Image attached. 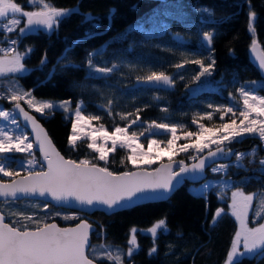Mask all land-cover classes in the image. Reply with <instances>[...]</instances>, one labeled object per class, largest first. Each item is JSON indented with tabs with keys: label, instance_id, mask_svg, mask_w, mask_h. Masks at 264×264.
<instances>
[{
	"label": "trees",
	"instance_id": "obj_1",
	"mask_svg": "<svg viewBox=\"0 0 264 264\" xmlns=\"http://www.w3.org/2000/svg\"><path fill=\"white\" fill-rule=\"evenodd\" d=\"M15 1L21 3L24 0ZM48 2L58 8L79 7L81 12H91L99 17V27L92 28L91 24H82V17L73 15L61 23L56 32L49 34L39 30L21 37L17 45L18 50L24 52L26 48L32 47L34 51L30 58L23 61L29 71L22 77L17 76L18 84L26 90H31L36 97L68 99L72 107L82 100L85 105L84 115L100 116L99 121L93 120L92 123L99 127L103 125V129L108 132H112L117 126L125 127L138 114L140 121L129 128V134L133 131L141 134L152 121L185 125L184 129H177V133L182 137L177 142L191 143L195 137L185 140L183 135L185 131L198 130L197 125L192 123L193 119L206 127L219 128L223 109L214 113L212 120L201 119V116L210 113L216 106L237 104L241 108L243 104L237 89L247 81L261 78L249 58L248 51L252 39L255 38L264 52V0H250L252 10L258 15L255 34L248 31V0ZM201 9H210V14L201 12ZM138 23L143 24V32H129L126 39L113 42L114 37L125 33ZM87 31L98 35L82 40ZM205 32L213 33L211 45H207L202 39ZM76 40L82 42L68 54V60L62 63L71 61L82 66L61 71L57 61L64 54V49ZM96 49H106L104 54L97 58L98 63L107 64L109 67L119 64L121 67L106 79L89 80L86 79V56L88 52ZM45 53L47 65L43 71L35 70ZM192 59H202L207 63L215 60L213 75L203 78V83L193 82L192 77L198 70V65L186 63L184 68L179 70L174 67ZM54 67L56 74L49 80L47 74ZM152 71H163L171 76L174 86L138 82V77H145ZM181 76L184 79H181ZM193 90H197L195 94ZM259 90L264 94V88ZM229 94L234 96L235 100L231 99ZM3 101L5 107H10L11 102ZM20 103L37 115L63 156L77 161L87 158L93 163L107 166L113 172L133 168L127 161L126 152L120 148L109 155L107 164L95 159L96 154L87 148V140L78 141L76 147L71 148L68 143L72 125L71 114L65 117L63 111L56 110L54 113L38 116L24 102ZM109 107L111 115L108 114ZM137 109H140L139 113ZM121 115H127V119H121ZM228 121L230 113L224 116V122ZM255 143L258 145L255 156L243 158L239 165L242 164L241 168H229L224 174L207 170V179L216 180L226 176L234 182V187L242 189L246 194L264 195V172L260 171L262 166L259 164V159L264 157L261 141L255 136L246 135L241 137L239 142H233L229 146L250 151ZM190 155L198 154L194 149H189L176 158L188 162L192 160L189 159ZM121 160L124 162L121 163ZM154 165L156 163L151 167ZM190 187L191 185L184 182L166 200L136 205L114 214L95 212L86 217L77 212V215L87 218L95 225L90 237L91 247H95L97 252H102L104 249H100L99 245L111 246L114 255L117 251L121 252L124 264H225L237 229L236 223L227 214L213 225L211 221L216 209L226 208V203L220 201L216 189L210 191L205 199L193 195ZM43 204L40 200L22 199L15 203L1 202L0 206L6 208L7 214L3 213L8 223L19 219L10 215L13 211H24L26 215H33L41 224L50 219L56 220L59 225L72 224L75 221L54 215L57 211L63 214H70L72 211L50 204L44 211ZM164 218L168 231H159L156 238L137 231V250L131 258L125 257L130 230L133 227H148ZM29 226L36 225L29 222ZM154 244L158 252L149 256L148 252ZM97 263L113 264L107 259L98 260ZM242 264H264V258H246Z\"/></svg>",
	"mask_w": 264,
	"mask_h": 264
},
{
	"label": "snow or ice",
	"instance_id": "obj_2",
	"mask_svg": "<svg viewBox=\"0 0 264 264\" xmlns=\"http://www.w3.org/2000/svg\"><path fill=\"white\" fill-rule=\"evenodd\" d=\"M248 14V31L255 34V24L258 21L256 11L252 10L250 0ZM28 4L34 10H25L15 0H0V88L3 87L5 78L9 80L6 91H0V99H7L9 102H15L11 110H3L0 108V118L5 124L0 125V154L9 153H27L29 159L20 161V170L26 171V175L20 179L19 170H13L10 166V158L6 155H0V174L2 177L12 178L10 182L0 177V198H4L5 203H15L21 198L40 197L45 198L43 207L47 209L51 201H55L56 207L76 209L70 214H63L57 211L54 215L62 216L64 220H79L74 227H59L56 223H42L38 219H34L33 215H26L24 211H13L12 216L19 217L12 223H6V216L0 209V264H97L98 260L107 259L113 264H124L123 255L120 251L114 255L109 249V245H99L102 252L91 248L90 232L91 225L87 220L81 219L77 215L78 211L91 209L93 211H103L106 214H114L117 210L129 208L139 204L142 201L162 200L175 190L176 186L183 183L186 179L203 178L206 168L211 167V163H215L218 159H228L234 153L228 145L233 142H239L238 138L245 135L257 137L264 142V96L257 95L258 82L251 81L247 86H240L237 91L243 100L241 108L229 106H220L215 110L221 112V123L219 128H209L203 123H198L196 119L192 120L196 124L198 130L185 131L183 139L191 140L195 137L194 143H185L179 147L180 152H188L194 149L197 154L204 153L208 149L207 155L189 156V159L196 162L188 165L184 160L178 163L173 160L172 155L176 149L174 145L182 137L177 135V129H184L185 125L169 124L164 122L152 121L146 131L150 135H158L161 132L170 134V138L166 140L165 148L170 153L168 163H161L159 167L149 171H123L113 172L107 166H100L99 163H93L85 158L79 161L66 159L56 149L47 133L41 127L37 118L26 111L21 106L20 101H24L29 109H33L36 113L45 116L54 113L56 110L69 112L71 109V101H61L53 103L52 101H37L31 91H24L18 84L16 74L22 77L29 69L26 68L25 61L30 58L34 48L28 47L24 52H20L17 48L21 37H26L30 33L44 30L51 34L58 31L59 25L70 19L73 15L82 17V24H91L92 28H98L97 21L99 17L91 12H81L79 7L74 8H58L48 2V0H28ZM203 13H209L210 9H201ZM166 14V13H165ZM109 14V19H110ZM23 22V26H21ZM143 24L138 23L132 26L125 33L113 38V42H120L127 38L129 32H143ZM167 31V26H165ZM16 33L15 39H10L8 34ZM98 33L91 31L85 32L82 40L92 39ZM178 38V37H177ZM207 45H211L213 41V33L205 32L202 37ZM76 40L64 49V54L58 59L57 64L60 70L64 71L69 68H78L82 65L73 64L68 60V54L72 52L76 46L81 43ZM7 46H3V45ZM251 49L257 51V40L252 39ZM106 49H96L90 51L86 56V66L88 69L86 79L98 80L106 79L121 67L119 64L101 65L97 62V58L104 54ZM259 69L264 72V53L256 57ZM47 55L41 58L39 66L35 70L43 71L47 65ZM186 63L198 65V70L192 77L193 82L203 83L202 78L211 77L215 60L205 64L202 59H192L174 65L175 68L182 69ZM56 74L54 67L47 75L50 80ZM184 79L183 76L180 77ZM138 82L149 85L174 86V79L165 72L152 71L145 77H138ZM259 88H264V83H259ZM198 90V89H197ZM193 90V94L195 91ZM230 98L235 97L229 94ZM111 101H109V106ZM212 107V105H209ZM47 110V113H46ZM85 105L81 100L75 107V120L72 123V135L68 138L71 148H75L77 141L82 137L78 135V123L91 121H99L98 115H84ZM140 109H137L139 113ZM167 111V109H164ZM237 112L242 118L237 123ZM231 114L230 121L224 122V116ZM108 114L111 115L109 107ZM255 114V115H253ZM131 115V114H127ZM127 115H121V119H127ZM22 116L26 124H30L36 137V147L42 157L37 159L33 151L34 144L29 141L28 135L21 129L18 123V117ZM207 118L212 120V113H205L201 119ZM140 121L137 114L125 127H115L114 131L108 135L105 130V136L102 137L105 144L97 145L95 138L88 136L92 142L87 144V148L98 153L95 157L98 161L108 163V153H114L117 148L129 149L131 154L127 156V161L134 167L142 165L151 166L156 160L161 159L160 152H156L155 159L152 158V147H160L164 141L157 139H149V150L145 151L143 145L138 143L139 137L135 131L129 134V128ZM8 123L15 125L13 130L14 136L9 134ZM103 129V125H101ZM219 133V134H218ZM205 134H208L205 137ZM144 135V132H141ZM111 146L106 147L108 141ZM215 145V150H212ZM256 150L253 149L248 155L255 156ZM236 161L239 163L245 153H235ZM124 161L121 160V163ZM262 166L260 171L264 172V159L259 161ZM37 165L39 170H36ZM230 165L218 164L211 167L213 173H227ZM178 168V170H174ZM231 182L225 181L223 188H227ZM219 186V181L215 184L204 183L201 188L193 193L197 198H205L210 191H214ZM223 191V189H222ZM258 193L246 194L242 189L236 188L231 192V203L227 205V211L224 207L216 209L211 223L215 225L219 220L228 213L235 217L239 224L236 231L231 248L227 253L225 264H242L246 258H264V223H259L256 227L248 226V213L253 208V201L257 199ZM50 197V201L48 198ZM224 200V195L218 197ZM257 219H264V196H260L256 204ZM29 222L35 227H30ZM16 225H20L19 227ZM136 228L131 229L132 237L128 241L130 247L127 249L126 256L131 258L137 250ZM153 238H156L159 231L167 232L166 218L155 222L152 227L147 230ZM178 235H180L178 233ZM91 249V251H89ZM158 252L155 244L149 250L148 255L152 256Z\"/></svg>",
	"mask_w": 264,
	"mask_h": 264
},
{
	"label": "rangeland",
	"instance_id": "obj_3",
	"mask_svg": "<svg viewBox=\"0 0 264 264\" xmlns=\"http://www.w3.org/2000/svg\"><path fill=\"white\" fill-rule=\"evenodd\" d=\"M16 2V1H15ZM16 3H18V4H20L25 10H34L29 4H28V0H24V1H22L21 3H19V2H16ZM21 26H23V22H22V24H21ZM42 30V29H41ZM44 31V30H43ZM8 36H9V38L10 39H15L16 38V36H17V34L16 33H11V34H8ZM3 39V37L2 36H0V40H2ZM19 44V43H18ZM3 46H7L6 44L5 45H3ZM251 46V45H250ZM17 48H18V46H17ZM205 64H208L207 62H205ZM19 74H16V76H18ZM203 79V78H202ZM251 81H257L258 82V85H257V87H258V91H257V95H261V96H264V94L259 90V83H264V80L263 79H254V80H250V81H247L246 83H244L242 86H247V85H249L250 84V82ZM9 85V80L7 79V78H5L4 79V81H3V87L2 88H0V91H6V89H7V86ZM24 91H31V90H26V89H24V88H22ZM32 95H33V93H32ZM34 96V95H33ZM35 98H36V100L37 101H52L53 103H59V102H61V101H66V100H68V99H52V98H41V97H36V96H34ZM3 100H6V101H8L7 99H0V108H2L3 110H11V108L10 107H5L4 106V101ZM241 100H242V98H241ZM9 102V101H8ZM22 102H24L23 100H22ZM11 103H13V102H11ZM25 103V102H24ZM26 104V103H25ZM242 104H243V100H242ZM27 105V104H26ZM76 107V106H75ZM75 107H72L71 106V109H70V111L69 112H64V115H65V117H67L68 115H72V123H73V121L75 120V115H74V113H75ZM217 107H219V106H216V107H214L213 109H212V111L210 112V113H212V118H213V114L214 113H217V111L215 110ZM233 107H237V108H240V106L239 105H237V104H235V105H233ZM33 110V109H32ZM62 111V110H61ZM46 112H47V110H46ZM38 114V116H41V114H39V113H37ZM253 115H255V114H253ZM230 118H232L231 117V114H230ZM236 119H237V123H239V120L240 119H242V118H240L239 117V113L237 112V116L235 117ZM205 119H207V118H205ZM229 122V121H228ZM5 123H7V122H4L3 121V119L2 118H0V125H2V124H5ZM148 125L149 124H147L146 125V127H145V130H144V135H141V134H137V136L139 137V141H138V143H140V144H142L143 145V148H144V150L145 151H148L149 150V145H148V140L149 139H157L158 141H164L165 143H162V144H160V147L159 148H157V147H155V146H153L152 147V149H151V151H152V153H153V156H152V158L153 159H155V153L156 152H160V154H161V159H158V160H156V162H159L160 160H168V156H169V152L167 151V149L165 148V144H166V140L168 139V138H170V134H167V133H163V132H161L160 134H158V135H150L147 131H146V129L148 128ZM15 125H11L10 123H8V130H9V134L10 135H15V134H17V133H15L13 130L15 129ZM22 129V128H21ZM24 130V129H23ZM78 135H80L81 137H82V139L81 140H87L88 141V143H91L92 141L90 140V139H88V136H91V137H94L95 138V141H96V143H97V145L99 146V145H103V144H105V142H104V140L102 139V137H104L105 136V129H101V127H99V126H97V125H95V124H93L92 123V121H91V123L90 124H88V123H86V122H80V123H78ZM114 131V130H113ZM112 131V132H113ZM24 132L28 135V138H29V141L31 140L30 139V136H29V134L26 132V130H24ZM112 132H108L107 131V134L108 135H110ZM219 134V133H218ZM72 135V125H71V131H70V136ZM177 135H179L178 133H177ZM208 134H205V137L207 136ZM246 136V135H245ZM249 136H252V135H249ZM240 138H238V140H239ZM81 140H79V141H81ZM78 142V141H77ZM195 142V138L193 139V141L191 142V143H194ZM262 143V144H261ZM260 143V145H261V147L262 146H264V142H261ZM183 144H185L184 142L182 143V144H178V142H176V145H174V148L176 149V152H175V154H173L172 155V158L174 159L177 155H179L180 153H182V152H180L179 151V147L181 146V145H183ZM106 147H110L111 146V141L109 140L108 142H107V144L105 145ZM214 147H216L215 145H212V148H214ZM228 147H230V148H234V147H231V146H229L228 145ZM258 147V145L255 143L252 147H251V150L250 151H242V150H239V148H237V151L235 152V153H245V157L246 156H249V157H253V156H250V155H248V153H250L253 149H255L256 150V148ZM33 151L35 152V150L33 149ZM123 152L125 151L126 152V154H127V156L129 155V154H131V151L129 150V149H123L122 150ZM190 151H191V149H190ZM194 152H195V150H194ZM13 153H15V152H13ZM95 153V152H94ZM112 152H110V153H108V157H109V155L111 154ZM235 153H234V155L232 156V158L229 160V161H227V162H224V164H228V165H230V167L229 168H231V169H238V168H241V166H242V164H241V166H239L240 165V162L238 163L237 161H236V156H235ZM11 154L12 153H9V154H7L6 156L7 157H9L10 158V156H11ZM17 154H19V158L20 159H18L17 160V164H16V166L15 167H12V169L13 170H19L20 171V174H21V172L23 171V170H20V168H19V163H20V161H24L25 162V166H26V161H27V159H29V157H28V155H27V153H17ZM96 154V157L98 156V153H95ZM195 154V153H194ZM0 155H4V154H0ZM244 157V158H245ZM232 159H234V160H232ZM261 159H264V157H261L260 159H259V161L261 160ZM11 160H13V159H11ZM11 160H9V161H11ZM103 162V161H102ZM155 162V163H156ZM103 163H105V162H103ZM131 164V163H130ZM218 164H223V163H217V164H215V165H212L211 167H216ZM102 166H104V165H102ZM131 166H133L132 164H131ZM134 167V166H133ZM140 167H149V166H147V165H142V166H140ZM211 167L209 168V171L210 172H212L211 171ZM36 169H39V166L37 165V168ZM23 172H25L26 173V171H23ZM213 173V172H212ZM221 174V173H220ZM222 174H224V173H222ZM0 177H2V174H0ZM3 178H5V179H11V178H9V177H3ZM217 181H219V186L216 188V191H217V193H218V195L220 196V195H224V200L223 201H221L222 203H226V208H225V210L227 211V205L228 204H230L231 203V192L232 191H234V190H236V187H234V182L231 180V178H227L226 176H225V178H222V177H219V178H216V180H211V179H207V180H204L203 182L201 181V183H199V184H197V185H192L191 187H190V189L193 191V192H196L197 190H199L200 188H201V185H203L204 183H210V184H215V183H217ZM225 181H230L231 183L229 184V186L227 187V188H223V185H224V182ZM188 184V183H187ZM188 185H190V184H188ZM222 189H223V191H222ZM260 196H264V195H261V194H259L258 195V197H257V199L256 200H254L253 201V208L252 209H250L249 210V213H248V226L249 227H256V226H258V224L259 223H264V219H257V217H256V211L258 210L257 208H256V204H257V202H258V199L260 198ZM0 209H2L3 210V212H5L6 214H7V212H6V208H5V206H3V205H1L0 206ZM42 210H47V209H45L43 206H42ZM230 216H231V214L230 213H228ZM232 217V219L235 221V223H236V226H237V229H236V231L239 229V224H238V222L236 221V219H235V217H233V216H231ZM157 221H159V220H157ZM156 221V222H157ZM155 223V222H154ZM153 223V224H154ZM153 224L152 225H150V226H148V227H133V228H136V229H138V232H141V233H144V234H147V235H149V236H151V234L147 231L150 227H152L153 226ZM162 232V231H161ZM165 233V232H164ZM236 233V232H235ZM235 236V235H234ZM131 237H132V233H131V230H130V237H129V239H128V241L131 239ZM234 239V238H233ZM127 245H128V247H130V245L128 244V242H127ZM98 247V246H97ZM91 248H95V247H91ZM231 248V247H230ZM96 249V248H95ZM110 251H111V249H109ZM89 251H91V249L89 250ZM125 254V257H126V253H127V250L124 252Z\"/></svg>",
	"mask_w": 264,
	"mask_h": 264
},
{
	"label": "water",
	"instance_id": "obj_4",
	"mask_svg": "<svg viewBox=\"0 0 264 264\" xmlns=\"http://www.w3.org/2000/svg\"><path fill=\"white\" fill-rule=\"evenodd\" d=\"M251 44H252V43H251ZM262 53H264V52H263V50H262L261 45L259 44V42H257V51H256V52H253V51H252L251 46H250L249 51H248V54H249V58H250V60L253 62V64L255 65V67L257 68V70L259 71V74H260L261 78L264 79V72H262V71L259 69V67H258V61H257V59H256V57H257L258 55L262 54ZM13 105H14V103L10 105V108H11V109L13 108ZM21 106L24 107L23 104H21ZM24 108H25V107H24ZM25 110L28 111L26 108H25ZM29 112H30V111H29ZM30 114L34 115V114L31 113V112H30ZM34 116L37 118V121L39 122V124L41 125V127L44 129V131L47 133L45 127L43 126V124L41 123V121L39 120V118H38L36 115H34ZM18 122H19L20 125H21L22 127H24V128L26 129V131L28 132V134H29V136H30V138H31V141H32L33 144H34V148H33V149L37 152V154H38V156H39V159H42V157H41V155H40V153H39V151H38V148L36 147V137H35V134H34L33 131H32L31 125H30V124H26V122L23 120V117H22V116L18 117ZM47 135H48V133H47ZM48 137H49V135H48ZM49 138H50V137H49ZM50 139H51V138H50ZM51 141H52V140H51ZM52 143H53V142H52ZM53 144H54V143H53ZM54 146H55V145H54ZM55 147H56V146H55ZM56 149H57V147H56ZM231 149H232V152H233V153H235V152L237 151V148H231ZM57 150H58V149H57ZM212 150H215V147L212 148ZM58 151H59V150H58ZM59 152H60V151H59ZM207 152H208V150L204 151V153H201L200 155H205V156H206V155H207ZM60 153H61V152H60ZM61 155H62V154H61ZM233 155H234V154H233ZM233 155H232V156H233ZM232 156H231L230 158H228V159H218V160H216L215 163H211V166H212L213 164H216V163H224V162H227V161H229V160L232 158ZM64 157H65V156H64ZM65 158H66V159H70V158H67V157H65ZM173 160L176 161V162L178 163L181 159H176V158H174ZM195 162H196L195 160H192V161H189V162H186V161H185V163L188 164V165H191V164H193V163H195ZM161 163H168V160H160V161L157 162L156 165H154L153 167H134V168H132V169H130V170H125V171H143V170H145V169L151 171V170H153V169L159 167ZM99 165H100V164H99ZM100 166H102V165H100ZM209 168H210V167H209ZM209 168H206V169H205V172H204V174H203V178H199V179H195V180H193V179H186V180H184V182H186V183H188V184H190V185H195V184L200 183L203 179H205V177H206V175H207V170H209ZM174 170H178V168H176V169H174ZM121 172H123V171H121ZM117 173H119V172H117ZM26 174H27V173H26ZM26 174H21L19 177H16V179H20L21 177L25 176ZM10 180H11V179H10ZM10 180H6V181L10 182ZM184 182H183V183H184ZM183 183L177 185L176 188H175V190L178 189L181 185H183ZM175 190H174V191H175ZM174 191H173V192H174ZM173 192H172V193H173ZM172 193L168 196V198L172 195ZM168 198H166V199H168ZM22 199L40 200V201L45 202V198H40V197H27V198H21L20 200H22ZM166 199H162V200H166ZM48 200L50 201V197L48 198ZM162 200H149V201H142V202H140L139 204H136V205H141V204L151 203V202H158V201H162ZM0 202H4V198H0ZM49 204L52 205V206H54V205H55V201H51ZM136 205H133V206H136ZM133 206H131V207H133ZM54 207H56V206H54ZM131 207H129V208H131ZM63 209L70 210V211H76V209H74V208H73V209L63 208ZM126 209H128V208H126ZM122 210H124V209H122ZM117 211H120V210H117ZM78 212H80V213H82V214H84V215H86V216H88V215H93L95 212H102V213L106 214V213L103 212V211H93V210H91V209H87V210H85V211H78ZM106 215H108V214H106ZM83 219H84V218H83ZM84 220H86V219H84ZM5 222L8 223L6 220H5ZM87 222L91 225V228H92V231L90 232V237H91L92 232L95 230V225H94V224H91L88 220H87ZM47 223H56L59 227H62V228H63V227H74V226H76V224L79 223V220H78L77 222L73 223V224H70V225H59L55 220L48 221Z\"/></svg>",
	"mask_w": 264,
	"mask_h": 264
},
{
	"label": "flooded vegetation",
	"instance_id": "obj_5",
	"mask_svg": "<svg viewBox=\"0 0 264 264\" xmlns=\"http://www.w3.org/2000/svg\"><path fill=\"white\" fill-rule=\"evenodd\" d=\"M30 139H31V138H30ZM30 141H31V140H30ZM4 155H7V154H4ZM35 155H36V158L39 159V156H38V154H37L36 151H35ZM7 156H8V155H7ZM11 159H13V160H11ZM18 159H20V158H19V154H17V153H12V154H11V156H10V160H11V161H9L11 168L16 166V164H17V160H18ZM2 178H3V177H2ZM3 179H5V178H3ZM69 211H70V210H69ZM80 218H83V217L80 216ZM75 221H77V220H75Z\"/></svg>",
	"mask_w": 264,
	"mask_h": 264
},
{
	"label": "bare ground",
	"instance_id": "obj_6",
	"mask_svg": "<svg viewBox=\"0 0 264 264\" xmlns=\"http://www.w3.org/2000/svg\"><path fill=\"white\" fill-rule=\"evenodd\" d=\"M98 264V263H97Z\"/></svg>",
	"mask_w": 264,
	"mask_h": 264
}]
</instances>
